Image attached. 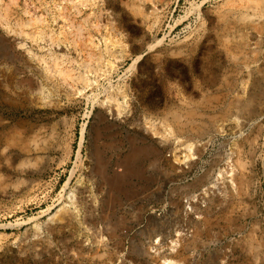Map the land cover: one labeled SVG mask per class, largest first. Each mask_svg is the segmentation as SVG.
I'll use <instances>...</instances> for the list:
<instances>
[{
  "label": "rangeland",
  "instance_id": "374dc122",
  "mask_svg": "<svg viewBox=\"0 0 264 264\" xmlns=\"http://www.w3.org/2000/svg\"><path fill=\"white\" fill-rule=\"evenodd\" d=\"M0 6V264H264V0Z\"/></svg>",
  "mask_w": 264,
  "mask_h": 264
},
{
  "label": "bare ground",
  "instance_id": "6f19581e",
  "mask_svg": "<svg viewBox=\"0 0 264 264\" xmlns=\"http://www.w3.org/2000/svg\"><path fill=\"white\" fill-rule=\"evenodd\" d=\"M10 3V2H9ZM9 5V4H8ZM1 7V6H0ZM4 7H5V5H4ZM3 7V8H4ZM6 10V9H5ZM10 11V10H9ZM3 12V11H2ZM4 13V12H3ZM7 15H8V13H7ZM245 15V14H244ZM247 16V15H246ZM245 16V17H246ZM251 16V15H250ZM38 18V17H37ZM2 20V19H1ZM5 20V19H4ZM249 21V20H248ZM247 23V22H246ZM252 23V22H251ZM250 23V24H251ZM255 23V22H254ZM22 24V23H21ZM28 24V23H27ZM264 24V23H263ZM19 25V24H18ZM21 26V25H20ZM19 26V27H20ZM24 26H25V24H24ZM21 28V27H20ZM259 29V28H258ZM21 32V31H20ZM19 32V33H20ZM23 33V32H22ZM21 34V33H20ZM25 34V33H24ZM29 34V33H28ZM27 34V35H28ZM34 34V33H33ZM28 36H30V35H28ZM32 36H34V35H32ZM49 37V36H48ZM43 38V37H42ZM50 39V38H49ZM58 40V39H57ZM246 42V41H245ZM53 43V42H52ZM56 43V42H55ZM5 47V46H4ZM43 60V59H42ZM56 61V60H55ZM111 64V63H110ZM68 72V71H67ZM64 73V72H63ZM69 73V72H68ZM67 73V74H68ZM191 113V112H190ZM175 115V121L176 122H178L179 121V118H180V115L178 116L176 113L174 114ZM191 116V115H190ZM158 135V134H157ZM192 146H193V144L192 143H190V144H188V145H186L185 147H187V149L189 148V149H192ZM195 148V146L193 147V149ZM139 149H140V147H139ZM131 153L129 154V156L127 157V160H126V162H123V160L121 161L120 160V164H118V166H120L121 167V170H120V172H117V171H115L114 172V174H112V175H106L105 174V170H104V168L102 169L101 167H99V173H101V179H102V182H103V184L105 185V187H107V192H108V194L110 195V196H113V194H114V192H122V186H123V184H124V182H126V180L128 179V177H130V175H131V169H130V167L128 166V163H127V161L129 162V161H135L137 158H139V156H141L143 153H142V151L140 150H135V149H133L132 151H130ZM147 152V151H146ZM199 152V151H198ZM192 153V152H191ZM197 153V152H196ZM189 154V153H188ZM145 155V154H144ZM126 157V156H125ZM190 160V159H189ZM104 163V162H103ZM225 163V162H224ZM100 165H103L102 163L100 164ZM244 165V164H243ZM132 166V165H131ZM191 166H192V162H191ZM235 167L236 166H233L232 165V163H230V162H227L226 163V166L223 168V169H221L219 172V175H218V177H217V179H219L220 177L221 178H226V179H228V178H230V181H231V183H235V185L233 186L234 187V190H235V192H239V190L243 187V185L245 184V182H246V179H245V176H244V174L243 173H234V171H235ZM239 168V167H238ZM135 170V169H134ZM237 171V170H236ZM224 175H226V176H224ZM68 182V181H67ZM216 183V182H215ZM228 183H229V181H228ZM68 183H66L65 185H67ZM220 184V183H219ZM216 186V185H215ZM229 186H231V185H229ZM232 187V188H233ZM65 188V187H64ZM245 190V189H244ZM210 191V187L209 188H207V189H205L204 190V193L203 194H206V193H208ZM234 194V193H233ZM241 194V193H240ZM200 195V194H199ZM193 196V197H195V198H197L196 200H199V198H204V195L201 197V196ZM65 197V196H64ZM67 198H68V196H66ZM192 198V197H191ZM192 200V199H191ZM191 200H189L190 201V205H191V203H192V201ZM195 200V199H194ZM70 201V200H69ZM230 201V200H229ZM110 202V201H109ZM108 203V202H107ZM110 204V203H109ZM108 207V206H107ZM188 208H190V207H188ZM192 208H194V207H192ZM192 208H191V210H192ZM188 210V209H187ZM190 210V209H189ZM64 211V210H63ZM67 211H69V210H67ZM67 211H65V212H63V213H61V215L59 216V218H57V219H59L60 220V222H59V224L61 223V225H59L58 227H50L49 229V231H51V233H54L55 232V230H56V228H62L66 223H68L69 222V220H70V216H69V214H68V212ZM77 212V211H76ZM79 212H77V214H78ZM100 235H101V233H100ZM184 237V236H183ZM181 239H174V240H171L170 242H171V245H170V248H172V249H175V247L177 248V242L179 243V242H181L180 241ZM100 242V241H99ZM102 242V241H101ZM186 242V241H185ZM159 243V242H158ZM152 244V243H151ZM99 245H100V243H99ZM103 245H105L104 243H103ZM155 245V244H154ZM163 245V244H162ZM179 245V244H178ZM103 247V246H102ZM148 247H150L149 245H148ZM157 247V246H156ZM153 249V248H152ZM186 249V248H185ZM184 249V250H185ZM155 250H157V249H155ZM177 250V249H176ZM172 251V250H171ZM175 251V250H174ZM157 252V251H156ZM159 252H161V251H159ZM158 253V252H157ZM159 254V253H158ZM170 260V259H169ZM172 261V260H171ZM163 263L164 264H167L168 263V261L165 259L164 261H163Z\"/></svg>",
  "mask_w": 264,
  "mask_h": 264
}]
</instances>
